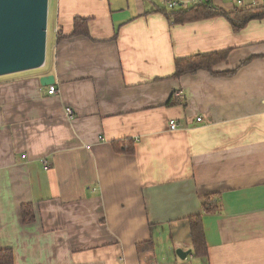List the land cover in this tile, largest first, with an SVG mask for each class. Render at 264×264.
Segmentation results:
<instances>
[{
    "label": "crops",
    "instance_id": "obj_1",
    "mask_svg": "<svg viewBox=\"0 0 264 264\" xmlns=\"http://www.w3.org/2000/svg\"><path fill=\"white\" fill-rule=\"evenodd\" d=\"M164 6L56 0L51 59L0 81V249L15 264H264V17L176 24ZM77 17L88 35L71 36ZM208 52H226L220 75H175L177 58ZM123 139L134 154L114 150ZM207 195L219 209L198 257L187 217Z\"/></svg>",
    "mask_w": 264,
    "mask_h": 264
},
{
    "label": "trees",
    "instance_id": "obj_2",
    "mask_svg": "<svg viewBox=\"0 0 264 264\" xmlns=\"http://www.w3.org/2000/svg\"><path fill=\"white\" fill-rule=\"evenodd\" d=\"M262 8V7H261ZM167 16L176 24L197 21L215 16H226L230 19L235 28H242L252 19L264 17L263 9L258 13H254L253 9L237 6L234 11H227L213 4L211 0H202L192 4L187 9L170 10L167 7L161 9ZM88 20L86 18L77 17L74 20V30L71 36L88 35ZM65 37L61 32L57 35V40L60 41ZM226 57V52H208L198 53L191 56L177 58L175 60V75L181 76L187 73H194L201 69L211 71L214 74L220 75V72L214 71V66ZM172 104L171 100L168 103ZM113 148L116 152L134 154L135 142L133 139H123L113 141ZM213 196H206L202 203L200 212L187 217L190 236L193 245L194 254L198 257H207L208 255V239L203 223V216L218 211V201H213ZM22 220L24 223L34 221L35 212L31 203H26L21 206ZM0 264H15L14 251L12 248L0 249Z\"/></svg>",
    "mask_w": 264,
    "mask_h": 264
},
{
    "label": "water",
    "instance_id": "obj_3",
    "mask_svg": "<svg viewBox=\"0 0 264 264\" xmlns=\"http://www.w3.org/2000/svg\"><path fill=\"white\" fill-rule=\"evenodd\" d=\"M50 0H0V76L41 68L47 58ZM56 83L54 75L40 78ZM192 250H177L186 259Z\"/></svg>",
    "mask_w": 264,
    "mask_h": 264
},
{
    "label": "built area",
    "instance_id": "obj_4",
    "mask_svg": "<svg viewBox=\"0 0 264 264\" xmlns=\"http://www.w3.org/2000/svg\"><path fill=\"white\" fill-rule=\"evenodd\" d=\"M161 1L165 4V6L168 9H170V10H177V9H187L192 4H195V3L199 2V1H202V0H194L193 3H191V2H183L181 0H161ZM226 1L228 3H231V4H233L235 6H239V7H250V6H253L254 2H258V1L261 4L264 5V0H257V1L255 0L253 3H251L249 5H247L244 0H226ZM57 91L58 90L55 87V85L48 86V93H49V95H55L57 93ZM66 113L70 117L72 115H74V111H73V109L71 107H67L66 108ZM201 119H202L201 117L198 118V120H200V121H201ZM170 128L172 130H176L178 128V123L175 120L171 121Z\"/></svg>",
    "mask_w": 264,
    "mask_h": 264
},
{
    "label": "rangeland",
    "instance_id": "obj_5",
    "mask_svg": "<svg viewBox=\"0 0 264 264\" xmlns=\"http://www.w3.org/2000/svg\"><path fill=\"white\" fill-rule=\"evenodd\" d=\"M55 5H56V0H50L49 2V16H48V34H47V58L46 59H51L52 57V49H53V42L55 39V36L57 35L56 31H55ZM35 72V70H29V71H23V72H19V73H13V74H9V75H4V76H0V81L4 80V79H12V78H16L20 75H29V73ZM188 264H194L195 261L190 260L187 261Z\"/></svg>",
    "mask_w": 264,
    "mask_h": 264
}]
</instances>
